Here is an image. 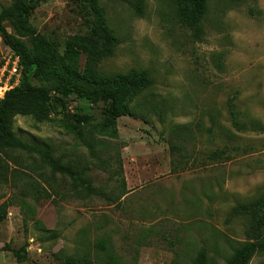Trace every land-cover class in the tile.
<instances>
[{
    "label": "rangeland",
    "instance_id": "rangeland-1",
    "mask_svg": "<svg viewBox=\"0 0 264 264\" xmlns=\"http://www.w3.org/2000/svg\"><path fill=\"white\" fill-rule=\"evenodd\" d=\"M13 1L0 0V11ZM98 1L120 38L100 71L145 70L152 85L116 120L103 103L72 93L47 118L15 114L19 137L82 170L95 192L72 191L69 177L26 153L0 158V206L9 202L0 264H67L94 256L105 238L124 264H190L201 248L225 264L235 248L261 240L249 264H264V227L253 230L251 216L236 211L264 191V0H209L193 27L181 22L176 0ZM94 16L88 0H41L23 22L30 31L5 26L28 47V32L43 35L81 70ZM17 57L0 33V78ZM36 71L30 82L49 88ZM217 149L225 154L210 157Z\"/></svg>",
    "mask_w": 264,
    "mask_h": 264
},
{
    "label": "trees",
    "instance_id": "trees-1",
    "mask_svg": "<svg viewBox=\"0 0 264 264\" xmlns=\"http://www.w3.org/2000/svg\"><path fill=\"white\" fill-rule=\"evenodd\" d=\"M40 1L14 0L9 8L0 11L1 36L19 57L22 66L20 84L7 91L0 99V158L13 162L15 160L11 152L26 153L33 158H39L44 166L51 169L53 175L59 173L64 177H69L73 185L72 191L94 193L95 188L92 181L85 176L82 170L62 163L61 159L54 156L50 147L30 143L19 137L13 129L15 114L26 113L47 118L50 106L57 104L66 107L68 100L65 96L72 93L80 98H87L94 104L103 103L104 113L110 119L116 120L123 114L131 113L128 103L150 87L152 79L145 70H131L127 73L116 74L100 71L98 67L100 61L115 53L114 49L120 43V38L110 27L106 10L98 0H88L95 4L94 29L87 47L84 67L81 70L63 60L59 50L41 34L27 33L31 36L32 47L14 41L5 26V21H11L14 25H20V29L22 27L30 31L23 22ZM175 2L179 9L181 22L193 27L197 26L205 15L209 0H176ZM34 65H36V74L40 78H47L51 81L49 88L34 86L30 82L29 73ZM53 90L55 93H51ZM232 114H234L233 110ZM234 122L238 125L236 119ZM78 135L83 138L82 130H78ZM224 154L225 149H217L209 156L220 158ZM8 203L4 202L0 206V216L7 212ZM236 211L251 216L252 229L259 232L264 227V191L256 199L240 203ZM260 243L261 240L250 241L235 248L225 264H249L260 248ZM94 248V256H70L67 264H100V253L107 256L104 264H124L109 247L108 239L99 240ZM14 254L21 258L25 251L14 250ZM172 264L183 263L176 261ZM190 264L218 263L210 260L206 248H201Z\"/></svg>",
    "mask_w": 264,
    "mask_h": 264
},
{
    "label": "built area",
    "instance_id": "built-area-1",
    "mask_svg": "<svg viewBox=\"0 0 264 264\" xmlns=\"http://www.w3.org/2000/svg\"><path fill=\"white\" fill-rule=\"evenodd\" d=\"M20 59L17 57L15 62H13V65L10 69H6L3 72V76L0 78V99L4 96L5 92L13 87L14 84H10V79L14 75L20 76V73L22 72V66L20 65ZM7 75L8 77L3 80L5 77L4 75ZM4 77V78H3Z\"/></svg>",
    "mask_w": 264,
    "mask_h": 264
}]
</instances>
